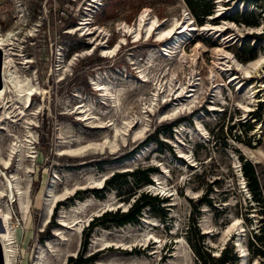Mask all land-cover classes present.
<instances>
[{
	"label": "rangeland",
	"instance_id": "1",
	"mask_svg": "<svg viewBox=\"0 0 264 264\" xmlns=\"http://www.w3.org/2000/svg\"><path fill=\"white\" fill-rule=\"evenodd\" d=\"M193 1H199L197 15L187 0H0V32L18 30L8 49L15 69L36 86L26 111L30 131L24 118L0 128L2 154L17 135L28 137L32 150L27 160L14 155L3 168L18 172L26 189L24 212L16 194L1 201H9L15 264H74L79 256L87 258L83 264H221L216 257L224 254L222 264H243L242 253L244 264H264V243L262 252L250 244L260 245L251 235L264 228V0ZM144 12L156 21L152 34L146 38L141 29L135 41L123 35L125 24L138 28ZM181 23L193 28L174 48L166 43L171 34L156 39L158 27L177 31ZM121 36L126 40L115 55H100L99 42L111 46ZM222 45L227 53L216 54ZM96 80L114 87L115 106L98 101ZM160 83L165 91L144 114ZM251 86L253 97L246 91ZM190 88L197 96L193 105L170 114L178 103L174 91ZM169 90L173 98L163 100ZM80 105L86 111L81 119ZM139 117L148 120L136 143L128 136L115 151L96 146L65 155L110 137L111 129L98 123ZM240 120L248 121L243 126ZM197 121L205 136L191 133ZM22 143L20 155L27 150ZM247 162L258 188L244 173ZM146 173L151 181L160 177L169 195L164 202L142 207L137 221L117 224L110 215L94 221L106 210L127 211L150 190L142 180ZM65 190L49 213L51 194ZM74 216L81 229L62 228L61 219Z\"/></svg>",
	"mask_w": 264,
	"mask_h": 264
},
{
	"label": "bare ground",
	"instance_id": "2",
	"mask_svg": "<svg viewBox=\"0 0 264 264\" xmlns=\"http://www.w3.org/2000/svg\"><path fill=\"white\" fill-rule=\"evenodd\" d=\"M239 6L240 7L243 6L241 2H240ZM155 22L156 21L150 19L149 14L147 12L146 13L144 12V13H141L139 15L138 28L137 29L132 30L128 25L125 24L122 27L121 31L124 32L123 35L129 34V33L132 34L133 41H135L140 37V31H141V29H143L146 38H148L152 34L153 29H155V27H154ZM192 28H189L184 23H181L178 26L177 29H179V30H177V31L176 30L173 31L174 28H168L165 30V29H161V28L159 29V27H158L157 28L158 30L156 32V39L161 40V38H163L164 36H170V34H171V37L174 36V38L169 40V42H166V43L172 45L174 48V46L177 44V40H179L183 36H186V34H188V32ZM17 31L18 30L10 29V30H7L5 33L0 32V50L2 51V56H3L2 57V63H1L2 86L0 87V128L1 129H4V128L7 129V127H8L7 123L10 119L16 120V118H18V119L24 118L25 120H22V121H24L25 128H27V131L29 132L30 128H31L30 127L31 122H30L29 118L26 116L27 115L26 111L29 109L30 102L32 99V95L34 93H36V91H35L36 86L33 82L30 81V78L28 76H25V75L17 72V70L15 69V63L12 59L11 52L8 51V49H10V48L12 49V47H13L12 43L15 40V34ZM125 40H126L125 36H121L111 46H107L106 43H104L105 40L99 42V44L101 45L100 55L104 56V57L115 55L118 52L119 48L121 47L120 44L124 43ZM94 47H95V44L93 45L92 49ZM164 50H165V52H164L165 55L168 56V58H169L171 56L169 51H167V49H164ZM181 51H182V47H181ZM226 53L227 52H226L223 45L216 49V54H226ZM162 54H163V52H162ZM223 56L226 57L227 55H223ZM262 60H263V57L262 56L259 57L255 62L252 63V67H256L258 64H260L262 62ZM27 61H29V60H27ZM140 80L141 81H148V78L145 74L144 75L142 74V78ZM162 86H161V83H160L159 87H157V85L155 86V89L152 91L153 92L152 95L150 96V98H148V100L150 101V102H148L149 103L148 107H146V109L144 108L145 109L144 114H146L147 111H150L149 114H151L153 112V110H154L153 103H154V100H156V96L159 95V92L162 93L165 91V89ZM110 87H111V83L109 81L102 82V81L96 80L94 82V89L98 90V93H99L98 94V96H99L98 101L104 105L115 106V103H117L116 95H115L116 92L114 90V87H112L113 89H111ZM160 87H162V90L160 89ZM216 91L219 93L221 92L219 89V86H217ZM246 91L248 92V94L251 93L250 96L253 97L256 89L251 86L248 89H246ZM170 92H172V91L169 90L168 93H166V94L163 93L161 96L162 99L163 100H165V99L169 100V98L172 99L173 97H168L169 94L172 95V93H170ZM182 92H183L182 89L179 91L176 89L174 91V94H175L174 97H175V99L178 100V103H176L175 105L172 106L170 114L175 115L176 113L180 112V110L182 108H184V109L188 108L189 109L193 105V102L196 100L197 96H196L195 89L190 88L187 91H185L183 93ZM180 95L182 97H184L185 101L182 100V97H180ZM83 108H84L83 105H80L77 107V113L79 115H81L80 117H78L80 119L83 118V116L86 114V111ZM132 119H134V118H132ZM134 120H136V119H134ZM146 120H148V117L147 118L139 117L138 120H136V121L129 120V119L124 120V121H122L121 125H116L114 123V121L111 123H108V124L104 123L105 125L98 123L97 124L98 127H108L111 129V136L110 137L105 136L106 138L103 141L89 142L85 145H80L77 148H74L75 150L73 149L71 152H69L68 154H65V155L76 156L79 154L80 151H83L89 147L91 148V147H96V146H98L100 148L108 147L109 150L115 151L119 148V146H120L119 142L120 141H122L123 144H126L128 142L127 141L128 136H131V138H132L131 140L133 141V143H136L139 139H141L144 136V132L146 129V123H147ZM98 122H101V121H98ZM135 124H137L136 127H135ZM183 129H184L183 126L181 128H179L178 133H181L183 131ZM191 133L193 135H201L202 134V136H205V135H203L205 133L204 128L199 124L198 121H197V128H194ZM10 134H12V133H10ZM21 141H23L22 145L25 146V147H23L24 150L27 149L25 154H23V155H20V153H21L20 152ZM21 141L18 139V135H17L16 139L11 138L8 142V146L6 148V153L2 154L0 152V164H1V166H0V181H1V185H0V252H1V256H2V259L4 261V264H15L16 249L14 247V241H13L14 230L10 226V222L8 220L10 218V212H9L10 210L8 207L9 201L7 200L6 203L4 202V204H2L1 203V201L3 200L2 196L6 195V193H7V195L10 196L11 201H13V199H14L13 197L16 194L17 198H18V203L20 204L23 212L25 211L26 206H27V203L25 204L26 200H24L22 198L25 195V194L23 195V192L26 189L21 185V175H19L18 172H16V171H13V172H11V174L8 175L3 170V168L7 169L9 167V165L12 162L11 160H12L14 155H17L18 158L23 160V161L27 160L28 156L30 157L31 153L28 154L30 151V150H28L30 148V146H29L30 140L27 137ZM179 152H181V151H179ZM16 167H20L19 161L17 162ZM25 171H27V169ZM104 176L102 178H104ZM102 178H99V179L95 178L92 181L101 182ZM159 178L160 177L155 175V180H153L154 182H150L148 184V188L150 190L164 191L165 187L163 186V182ZM65 192H67V190H65L64 192L51 194L52 197H51L50 203L47 205V208H46L49 213L51 211L53 203L56 202V200L62 198V196H64L66 194ZM17 198H16V200H17ZM24 198H26V197H24ZM60 222H61L62 228L67 229L69 231L71 229H74V227H75L76 231H79L81 229V220L78 219V216L71 217V219L69 221H66V219L65 220L61 219ZM56 232L58 233L59 231H56ZM61 233L62 232L60 231L58 234H61ZM148 234H149V232H147V234H145V235H148ZM64 239L65 238L63 237L61 242H63ZM104 242H107V241H104ZM235 245L238 249H240V243L239 242H237ZM67 251H68L67 249H64V251H61V252H63V257H65V255L67 254ZM240 256H241V262L244 264L243 253ZM58 257H59V255H58ZM55 264H57V262Z\"/></svg>",
	"mask_w": 264,
	"mask_h": 264
},
{
	"label": "trees",
	"instance_id": "3",
	"mask_svg": "<svg viewBox=\"0 0 264 264\" xmlns=\"http://www.w3.org/2000/svg\"><path fill=\"white\" fill-rule=\"evenodd\" d=\"M199 1H193V0H187L188 5L190 6V8L193 10V12L197 15L198 13L196 12V8L198 7V3ZM210 9V6L207 7V9L205 8L203 13H206L207 10ZM243 14H245V12L240 13V16H243ZM244 22L247 24H252L254 22L252 21H248L247 19H244ZM246 121H239V123H241V125H245ZM246 165H247V169H246ZM245 168H244V173L245 175L250 178L253 182V186L252 189L258 188V183H257V179H256V175H255V169H254V165L251 164L250 162H247L244 164ZM147 172L149 170H146ZM144 182L146 183H150L152 182L147 173L145 174L144 178L142 179ZM140 183V181L136 182V184ZM165 199H167V197H160L156 194H152L151 192L148 191H141L139 193V195L136 197L135 201L133 202V204L130 206V208L127 211H119L118 209L113 210H106L104 211L100 216H96L94 219H99L102 216H113L114 218H110L112 219L115 223L117 224H122L128 221H137L138 220V216H139V212L141 210L142 207L149 205L152 200H154L157 204L162 203L165 201ZM94 221L91 222V225L87 226V228L90 230L91 227L94 224ZM193 222V220H192ZM259 230H261L260 233H256L254 232L251 236L253 238H255L254 240L256 242H259L258 244H260L259 246H255L252 242H250L251 246L253 249H255L258 252H262L261 248H262V244L264 243V228H260ZM88 232H86L87 234ZM226 249V247L224 248ZM196 250V249H195ZM228 250L226 249L225 252H227ZM198 256H200L199 250H196ZM207 255L209 256V258L214 259L212 256L209 255V252H207ZM221 256V255H219ZM93 258V257H92ZM218 260H220L221 264L223 263V261L226 260V258H228V256H226V254H224V256H222V258H218L216 257ZM91 259V258H90ZM87 260L86 257H81L79 256L77 259H75L74 264H83V262H85ZM71 264V263H70Z\"/></svg>",
	"mask_w": 264,
	"mask_h": 264
},
{
	"label": "water",
	"instance_id": "4",
	"mask_svg": "<svg viewBox=\"0 0 264 264\" xmlns=\"http://www.w3.org/2000/svg\"><path fill=\"white\" fill-rule=\"evenodd\" d=\"M1 57H2V54H1V50H0V87L2 86V78H1ZM0 264H4V261H3L2 256H1V252H0Z\"/></svg>",
	"mask_w": 264,
	"mask_h": 264
},
{
	"label": "built area",
	"instance_id": "5",
	"mask_svg": "<svg viewBox=\"0 0 264 264\" xmlns=\"http://www.w3.org/2000/svg\"><path fill=\"white\" fill-rule=\"evenodd\" d=\"M1 54H2V51H1ZM3 57V56H2ZM2 57H1V63H2Z\"/></svg>",
	"mask_w": 264,
	"mask_h": 264
}]
</instances>
